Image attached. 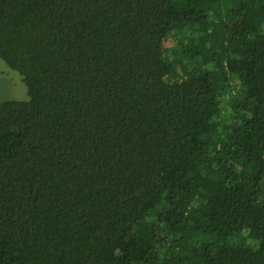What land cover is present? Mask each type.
<instances>
[{
  "label": "trees",
  "instance_id": "trees-1",
  "mask_svg": "<svg viewBox=\"0 0 264 264\" xmlns=\"http://www.w3.org/2000/svg\"><path fill=\"white\" fill-rule=\"evenodd\" d=\"M0 264H264V0H0Z\"/></svg>",
  "mask_w": 264,
  "mask_h": 264
},
{
  "label": "rangeland",
  "instance_id": "rangeland-1",
  "mask_svg": "<svg viewBox=\"0 0 264 264\" xmlns=\"http://www.w3.org/2000/svg\"><path fill=\"white\" fill-rule=\"evenodd\" d=\"M27 88L20 79L19 74L8 68L0 60V101L24 100L27 98Z\"/></svg>",
  "mask_w": 264,
  "mask_h": 264
}]
</instances>
